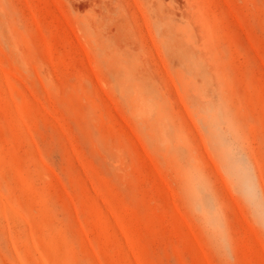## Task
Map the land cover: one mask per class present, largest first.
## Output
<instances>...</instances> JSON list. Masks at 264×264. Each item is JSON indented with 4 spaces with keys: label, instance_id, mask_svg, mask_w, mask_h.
Masks as SVG:
<instances>
[{
    "label": "rangeland",
    "instance_id": "374dc122",
    "mask_svg": "<svg viewBox=\"0 0 264 264\" xmlns=\"http://www.w3.org/2000/svg\"><path fill=\"white\" fill-rule=\"evenodd\" d=\"M0 264H264V0H0Z\"/></svg>",
    "mask_w": 264,
    "mask_h": 264
}]
</instances>
